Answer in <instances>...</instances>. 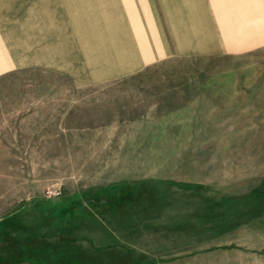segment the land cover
<instances>
[{"label":"rangeland","instance_id":"obj_1","mask_svg":"<svg viewBox=\"0 0 264 264\" xmlns=\"http://www.w3.org/2000/svg\"><path fill=\"white\" fill-rule=\"evenodd\" d=\"M66 1L59 61L0 0V264H193L208 198L264 190V0Z\"/></svg>","mask_w":264,"mask_h":264},{"label":"crops","instance_id":"obj_2","mask_svg":"<svg viewBox=\"0 0 264 264\" xmlns=\"http://www.w3.org/2000/svg\"><path fill=\"white\" fill-rule=\"evenodd\" d=\"M40 2L50 14L46 20L47 31L41 32L40 37L34 34V44L52 51L55 55L52 60H64L68 52L65 49L71 41L69 19L64 8L68 2ZM21 22L18 26L16 20L8 19L7 12L0 9V74L21 66L19 64L30 57V52L25 54L23 51L28 42L24 43ZM197 215L204 219L199 227L197 219L192 216V235H205L207 245L200 246L198 242L192 249L193 264L201 260L210 264L213 258H220L222 264H264V190L238 195L223 192L222 196L209 197L206 207L200 208ZM199 228L206 230V234L195 233Z\"/></svg>","mask_w":264,"mask_h":264},{"label":"built area","instance_id":"obj_3","mask_svg":"<svg viewBox=\"0 0 264 264\" xmlns=\"http://www.w3.org/2000/svg\"><path fill=\"white\" fill-rule=\"evenodd\" d=\"M57 194V193H56Z\"/></svg>","mask_w":264,"mask_h":264}]
</instances>
